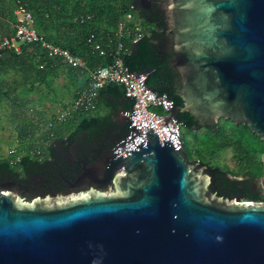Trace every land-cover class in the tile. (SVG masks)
Returning a JSON list of instances; mask_svg holds the SVG:
<instances>
[{"label": "water", "instance_id": "water-1", "mask_svg": "<svg viewBox=\"0 0 264 264\" xmlns=\"http://www.w3.org/2000/svg\"><path fill=\"white\" fill-rule=\"evenodd\" d=\"M165 12L182 105L135 72L169 106L163 138L135 128L132 101L124 133L71 184L81 189L29 202L1 190L0 264H264V201L221 199L217 167L166 126L178 111L201 127L224 118L264 143V0H168ZM261 164L264 188V151Z\"/></svg>", "mask_w": 264, "mask_h": 264}, {"label": "trees", "instance_id": "trees-1", "mask_svg": "<svg viewBox=\"0 0 264 264\" xmlns=\"http://www.w3.org/2000/svg\"><path fill=\"white\" fill-rule=\"evenodd\" d=\"M134 5L135 0H121L119 5L112 0H0V37L9 34L11 25L16 22L15 9L24 6L32 13L38 33L48 42L85 59L88 68L110 61L109 56L100 57L87 44L90 36L108 52L115 50L120 42L124 65L130 71L147 73L148 87L157 94H167L175 107L180 106L182 101L175 94L178 74L169 64V51L158 40L165 37L163 32L152 24L153 28L141 32L142 36L136 42H132L134 29L130 27L122 38H107L116 32L118 22ZM80 75L78 69L64 65L58 56L48 54L39 43L22 44L20 53L13 49L0 50V111H3L5 102H10V119L14 117L16 121L13 122L21 125L26 135H33L39 128V142L46 143L48 148V156L42 157L43 146L30 144L32 146L14 162L0 160L1 172L19 174L31 182L39 180V193L50 188L52 191L64 190L66 184L74 183L83 166L101 158L124 133L126 121L120 113L130 108L132 100L126 97L123 84L117 82L98 91L93 110L76 111L63 121L53 113L46 120L36 122L39 109L49 113L46 109L55 101L50 97L53 90L64 95L61 105L70 96L75 99ZM35 89L37 94L34 95ZM39 90L45 95L42 99H39ZM176 119L187 129L204 128L214 132H219L222 127H218L219 121L223 120L229 124L231 134L217 141L218 148L231 146L244 158L248 151L242 149V142H246L249 135L255 143L264 144L246 124H234L229 119L221 118L217 124L204 127L197 125L188 112L178 111ZM41 124L43 131L40 130ZM246 144L252 148L253 143L248 141ZM216 167L213 179L220 193L229 197L240 196L243 200L264 201L262 188L254 184L255 175L232 173Z\"/></svg>", "mask_w": 264, "mask_h": 264}, {"label": "built area", "instance_id": "built-area-1", "mask_svg": "<svg viewBox=\"0 0 264 264\" xmlns=\"http://www.w3.org/2000/svg\"><path fill=\"white\" fill-rule=\"evenodd\" d=\"M14 14L16 16V22L13 24L14 33L11 36L0 37V50L13 49L16 53H20L22 44L39 43L40 46L46 50V52L52 56H58L64 65L75 67L80 69L81 72L87 73L89 76V84L86 88L77 93V96L73 100V111H90L96 106L98 91L109 83L117 82L121 83L125 89V95L132 96V109L135 110L136 116L134 119L135 128L141 127L139 123H149L153 130L159 135V139L163 138L164 126L161 123H165L163 116H169L170 110H167L169 106L161 98H156L155 92H150L149 89H145L143 79L146 75L137 77L135 72H128L127 67L124 65L120 56L122 44L118 43L115 50L108 52L99 43H96L93 36L87 39V44L96 51L100 57H110V61L106 64H100L95 68H88L83 58L75 56L69 52V50L56 46L48 42L43 35L37 32L34 26V18L32 13L24 6H19L15 9ZM131 19L129 13H126L124 17L118 22L116 36L121 37L126 31L129 30L127 26L128 21ZM142 36L139 31L135 32L136 38ZM135 74V75H134ZM152 107H159L162 109V113H158L152 110ZM72 110L61 109L58 111L56 118L59 121H63L67 116L71 115ZM166 126L174 127L178 132L179 139H181V123L172 124L170 121L166 122ZM122 155H126L125 152Z\"/></svg>", "mask_w": 264, "mask_h": 264}, {"label": "rangeland", "instance_id": "rangeland-1", "mask_svg": "<svg viewBox=\"0 0 264 264\" xmlns=\"http://www.w3.org/2000/svg\"><path fill=\"white\" fill-rule=\"evenodd\" d=\"M85 1L88 2L89 0ZM112 1L117 5L121 3V0ZM126 13H129L131 16V19L127 23V26L130 28L139 32H146L149 28H153L151 23L146 22L139 17L134 8H128ZM56 88H58V86H56ZM35 94H37V89L34 91V95ZM38 95L39 99H42L45 96L40 94V90ZM62 96L64 95H62L61 91L53 90L50 97H53L55 101L51 102V107H47L46 110H48L49 113L44 111L42 108L39 109V112H37V115L35 116L36 122L39 123V120H46L53 112L54 115H57L60 110H57V108H61L62 106ZM68 99L70 100L71 96L68 97ZM73 100L74 99H71L69 104L64 103L66 109L72 110ZM10 104V102H5V104H3V111H0V160L8 159L14 162L22 156V152L24 150H28V148L32 146L30 144L33 143L36 144V146H43L42 157L48 156L47 144L39 142V128L33 135H26L24 130L21 129V125L18 123L17 125L16 122H13L16 121L15 118L13 117V120L10 119L12 117V106ZM152 110L162 113V109L159 107H152ZM72 112L76 111L72 110ZM39 114H41L40 117ZM5 117L9 118L11 125L4 120ZM41 126L42 124L40 125V130L43 131L44 128ZM220 126L222 127L219 129V132L205 130L204 128L191 130L181 126V139L187 154L190 157L197 158L208 163L211 167L218 166L222 170H229L232 173L248 174L247 171H249L256 176L254 178V181L257 184L256 187L260 186L262 188L259 177L262 175L261 155L263 153L262 150L264 151V144L261 143L260 145L255 143L253 138L249 135L246 139L253 143L252 148L251 146L248 147L246 144L248 141L246 139V142H242V149L247 148L245 150L248 151L245 158L243 155H239L238 152L236 153L231 146L218 148L217 141L223 139L225 135H228L229 133L231 134V132L228 131L229 124L224 123V121L221 120L219 121L218 127ZM262 191L264 192V188H262Z\"/></svg>", "mask_w": 264, "mask_h": 264}, {"label": "flooded vegetation", "instance_id": "flooded-vegetation-1", "mask_svg": "<svg viewBox=\"0 0 264 264\" xmlns=\"http://www.w3.org/2000/svg\"><path fill=\"white\" fill-rule=\"evenodd\" d=\"M168 0H135L134 9L139 14V16L153 24L160 32L165 34V37H159L158 40L162 42V47L166 48L168 51L167 37L169 26H167V15H166V4ZM145 6V7H143ZM190 159H197L190 157ZM200 160V159H199ZM17 174V173H16ZM213 192H215L221 199H228L229 196L220 193L214 184V179L212 183ZM50 188V187H49ZM82 186H71L66 184V187L59 191H52V189L43 190L39 193V180H34L33 182L29 180L22 179L19 174L13 175L12 173H6L0 171V191L6 190L8 192H13L20 195L21 199L24 201H31L35 198L44 197L47 194L52 193H64L68 190H79Z\"/></svg>", "mask_w": 264, "mask_h": 264}, {"label": "crops", "instance_id": "crops-1", "mask_svg": "<svg viewBox=\"0 0 264 264\" xmlns=\"http://www.w3.org/2000/svg\"><path fill=\"white\" fill-rule=\"evenodd\" d=\"M117 30V29H116ZM132 32H134V34H132V42H133V39H134V37H135V32H136V30H133ZM14 33V27H13V25H11V30H10V32H9V34L8 35H6V36H11L12 34ZM123 35V34H122ZM128 35V34H127ZM116 35H115V33L112 35V36H109V37H107L108 39H112V38H114ZM116 37H119V36H116ZM123 37V36H122ZM122 37H119V38H122ZM109 42V41H108ZM118 43H120V42H118ZM94 51V50H93ZM84 61L86 62V60L84 59ZM86 65H87V62H86ZM66 66H68V65H66ZM75 68V67H74ZM77 69V68H76ZM80 72H81V70L80 69H78ZM82 75H84V76H82ZM88 84H89V76L87 75V73H85V72H81V75H80V78H79V80H78V83H77V86H76V96H77V93H78V91H81L82 89H84V88H86L87 86H88ZM71 100V99H70ZM70 100L69 99H67L66 101H65V103L66 104H69L70 103ZM67 106V105H66ZM58 109H66L65 108V104H63L62 106H61V108H57V110ZM56 110V111H57ZM48 111V110H47ZM54 113V112H53ZM52 113V114H53ZM72 115H73V113H72ZM3 118V117H2ZM4 120L8 123V124H10L11 125V123L7 120V118L5 117L4 118Z\"/></svg>", "mask_w": 264, "mask_h": 264}]
</instances>
